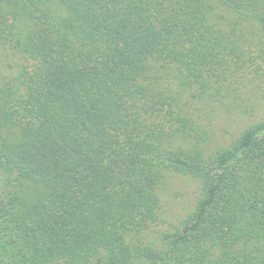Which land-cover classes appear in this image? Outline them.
Segmentation results:
<instances>
[{
	"label": "trees",
	"instance_id": "16d2710c",
	"mask_svg": "<svg viewBox=\"0 0 264 264\" xmlns=\"http://www.w3.org/2000/svg\"><path fill=\"white\" fill-rule=\"evenodd\" d=\"M256 75L264 0H0V264H264V117L208 144Z\"/></svg>",
	"mask_w": 264,
	"mask_h": 264
},
{
	"label": "rangeland",
	"instance_id": "374dc122",
	"mask_svg": "<svg viewBox=\"0 0 264 264\" xmlns=\"http://www.w3.org/2000/svg\"><path fill=\"white\" fill-rule=\"evenodd\" d=\"M254 75V74H252ZM257 76V75H256ZM250 88L242 92V101L236 109L221 107L216 117L209 119L211 137L209 147L216 148L234 138L247 124L264 117V75L257 76ZM197 186L190 178L167 172L162 184V228L176 223L194 206Z\"/></svg>",
	"mask_w": 264,
	"mask_h": 264
}]
</instances>
